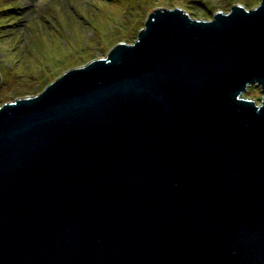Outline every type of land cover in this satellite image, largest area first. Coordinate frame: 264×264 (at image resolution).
Returning a JSON list of instances; mask_svg holds the SVG:
<instances>
[{"label": "water", "instance_id": "1", "mask_svg": "<svg viewBox=\"0 0 264 264\" xmlns=\"http://www.w3.org/2000/svg\"><path fill=\"white\" fill-rule=\"evenodd\" d=\"M0 264H264V0L157 6L3 102Z\"/></svg>", "mask_w": 264, "mask_h": 264}, {"label": "rangeland", "instance_id": "2", "mask_svg": "<svg viewBox=\"0 0 264 264\" xmlns=\"http://www.w3.org/2000/svg\"><path fill=\"white\" fill-rule=\"evenodd\" d=\"M236 2L252 8L261 0H10L0 27V105L41 92L67 69L106 56L119 41H134L157 6L212 18ZM244 96L260 102L261 86L250 85Z\"/></svg>", "mask_w": 264, "mask_h": 264}, {"label": "trees", "instance_id": "3", "mask_svg": "<svg viewBox=\"0 0 264 264\" xmlns=\"http://www.w3.org/2000/svg\"><path fill=\"white\" fill-rule=\"evenodd\" d=\"M9 2H10V0H0V27L4 26L3 16H5L11 10V8L9 7L10 6ZM143 25H144V23H143ZM143 25H140L138 27V30H141L143 28L142 27Z\"/></svg>", "mask_w": 264, "mask_h": 264}]
</instances>
